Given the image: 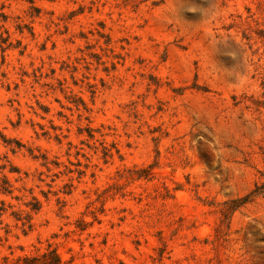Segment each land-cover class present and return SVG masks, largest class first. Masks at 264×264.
Returning <instances> with one entry per match:
<instances>
[{"label":"rangeland","instance_id":"1","mask_svg":"<svg viewBox=\"0 0 264 264\" xmlns=\"http://www.w3.org/2000/svg\"><path fill=\"white\" fill-rule=\"evenodd\" d=\"M263 185L264 0H0V264H264Z\"/></svg>","mask_w":264,"mask_h":264},{"label":"trees","instance_id":"2","mask_svg":"<svg viewBox=\"0 0 264 264\" xmlns=\"http://www.w3.org/2000/svg\"><path fill=\"white\" fill-rule=\"evenodd\" d=\"M259 191V192H258ZM262 193L264 192V185L261 186V187H256V190L253 191L251 194H249L248 196L244 197V198H241V199H238V200H234V201H231L229 204L231 206V210H234L235 208L241 206L242 204L246 203L249 199L250 196H252L254 193ZM51 261L50 262H46L45 264H59V258L56 254H52L51 255Z\"/></svg>","mask_w":264,"mask_h":264}]
</instances>
